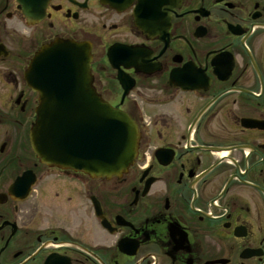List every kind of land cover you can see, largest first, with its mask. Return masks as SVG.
I'll use <instances>...</instances> for the list:
<instances>
[{"label": "flooded vegetation", "instance_id": "af4514ba", "mask_svg": "<svg viewBox=\"0 0 264 264\" xmlns=\"http://www.w3.org/2000/svg\"><path fill=\"white\" fill-rule=\"evenodd\" d=\"M22 12L0 0V264H264V0H49L41 19ZM59 39L91 46L96 91L137 123L120 177L31 148L39 94L25 73ZM113 47L135 60L113 66Z\"/></svg>", "mask_w": 264, "mask_h": 264}, {"label": "water", "instance_id": "95a60500", "mask_svg": "<svg viewBox=\"0 0 264 264\" xmlns=\"http://www.w3.org/2000/svg\"><path fill=\"white\" fill-rule=\"evenodd\" d=\"M47 2L20 0L28 17L43 16ZM88 50L82 44L57 41L31 63L28 79L42 94L32 145L43 162L111 178L134 162L139 135L128 116L95 95Z\"/></svg>", "mask_w": 264, "mask_h": 264}]
</instances>
